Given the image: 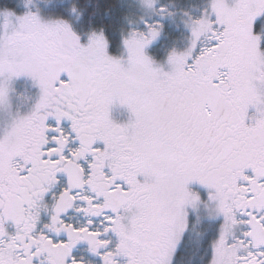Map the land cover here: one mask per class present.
Segmentation results:
<instances>
[{"label":"snow or ice","instance_id":"snow-or-ice-1","mask_svg":"<svg viewBox=\"0 0 264 264\" xmlns=\"http://www.w3.org/2000/svg\"><path fill=\"white\" fill-rule=\"evenodd\" d=\"M0 264H264V0H0Z\"/></svg>","mask_w":264,"mask_h":264}]
</instances>
